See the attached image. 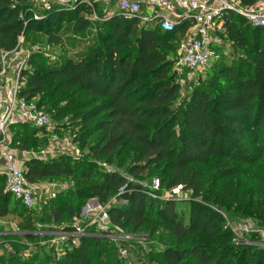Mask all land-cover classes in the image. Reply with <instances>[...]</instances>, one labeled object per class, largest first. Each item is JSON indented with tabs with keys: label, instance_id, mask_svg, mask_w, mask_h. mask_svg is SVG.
<instances>
[{
	"label": "trees",
	"instance_id": "trees-1",
	"mask_svg": "<svg viewBox=\"0 0 264 264\" xmlns=\"http://www.w3.org/2000/svg\"><path fill=\"white\" fill-rule=\"evenodd\" d=\"M241 1L255 4L258 0ZM94 6L104 17L103 6ZM92 10L83 0L71 9L50 12L31 0H0V58L16 49L21 36L44 37L45 49L54 50L63 44L65 29L76 35L87 31ZM35 15L44 18L37 20ZM227 20L225 44L230 43L240 58L229 64L221 52L214 66L221 68L200 77L178 107L174 106L181 85L173 71V57L182 29L164 32L160 26L140 27L137 20L116 13L96 23L97 41L79 58H53L45 49L29 57L31 69L22 75L20 97L37 100L53 121L70 116L77 127L75 142L93 159H104L116 169L99 175L95 163L73 161L65 154L49 162L28 161L26 176L32 184L79 180L74 189L62 190L47 203L48 221L75 220L89 201L105 205L116 196L125 203L108 210L112 227L144 233L150 239L165 229L179 244L192 239L190 247L168 246L155 253L156 264H264V248L236 244L233 233L224 229L222 215L207 203L211 159L225 163V169L213 173L216 182L239 176L245 167L264 160V30L233 14ZM13 130L15 138L25 140L11 142L20 151L49 146L44 133L30 125H12L10 133ZM151 173L160 180L158 198L126 177L145 180ZM257 176L261 201L257 204L250 197L245 211L263 224L264 165ZM178 187L194 198L188 218L176 200L160 199ZM253 190L243 192L252 196ZM240 197L236 185L228 183L215 204L232 208L242 204ZM11 208L34 213L6 191V177L0 174V218H7ZM22 232V238H38L33 222ZM89 234L80 237L78 245L69 241L61 256L48 254L41 259L11 253L1 257L0 264H113L111 256L103 259L101 239Z\"/></svg>",
	"mask_w": 264,
	"mask_h": 264
},
{
	"label": "built area",
	"instance_id": "built-area-1",
	"mask_svg": "<svg viewBox=\"0 0 264 264\" xmlns=\"http://www.w3.org/2000/svg\"><path fill=\"white\" fill-rule=\"evenodd\" d=\"M40 2L39 8L50 12L55 8L60 10L71 9L77 0H33ZM93 8L88 19L91 22H105L118 13L125 19L137 20L140 27L160 26L164 32H173L182 29L183 34L179 42L177 57L174 59L175 70L201 73L217 61L227 38V17L236 15L244 19L253 28L264 29V1L255 4H245L239 0H83ZM103 6L104 17L100 18L95 6ZM23 18V16H21ZM37 20L44 17L35 15ZM23 36L18 46L12 52L1 54L0 60V174L6 177V191L22 203L30 211H40L47 203L55 199L59 192L65 189L60 183L32 184L27 176L26 163L31 159L44 161L43 156L64 155L67 149L73 147L76 135L69 139L62 138L60 129L56 127L52 118L38 107L37 100H27L20 97L24 86L23 78L19 75L16 80L7 77L10 69L20 66L18 62ZM50 48L45 49L48 51ZM15 58V59H13ZM22 70V69H21ZM20 70V71H21ZM30 125L49 140L47 150L43 156L35 153L20 151L11 146L10 127L12 125ZM182 187L171 191L180 194ZM97 208L88 207L84 216H89V227H96L103 232H110L117 240H132L133 235L125 234L119 228H109V215L98 203ZM72 231L57 230L47 232L54 244H79V238L86 235L79 224L72 226ZM88 229V228H87ZM253 233L247 224L237 225L233 229L234 241L244 243V236ZM259 233H257L258 235ZM264 236V231L261 232ZM245 243H249L246 240ZM64 248L60 249L58 256L63 255Z\"/></svg>",
	"mask_w": 264,
	"mask_h": 264
},
{
	"label": "rangeland",
	"instance_id": "rangeland-1",
	"mask_svg": "<svg viewBox=\"0 0 264 264\" xmlns=\"http://www.w3.org/2000/svg\"><path fill=\"white\" fill-rule=\"evenodd\" d=\"M33 1V0H31ZM241 1V0H239ZM264 1V0H258L257 2ZM256 2V3H257ZM36 6H40V2L36 3ZM97 22L92 23L90 27L87 29V31L83 34L76 35L74 32H70L71 30H64V34L62 36L63 44L60 45L57 48H54V50L49 49L47 52L49 55H51L53 58H57L59 56H65V57H71V58H79L80 56L88 53L91 48L94 46V44L97 41L98 38V32H97ZM262 29V28H260ZM264 30V29H263ZM47 39L39 36H33L31 38L23 37L22 45L20 48V54L19 56H22V59H19L18 62L20 63V66L14 67L10 69L9 73L7 74L8 79L10 80H16L17 77L24 74L25 71L30 70V66L28 64V59L31 57L34 53H40L41 51H44L46 46ZM223 54H226L229 58L228 61L229 64H232L233 61H236L240 58V53L234 52V49L230 47V43H226L222 48ZM244 53V52H243ZM225 55V56H226ZM245 55V54H244ZM176 55L173 57V59H176ZM15 59V58H13ZM220 59V58H219ZM217 60L213 62L208 69L201 73H192L188 71H184L183 73H179L175 70V66H173V71L175 74L176 79L180 82L181 85V96L179 100L175 103L174 107H178V103L181 102L184 97L190 93L191 88L198 83V80L200 77L206 78L207 74L208 76L212 75L213 71H217V69L221 68V65L218 67H214L215 63H217L220 60ZM1 60V59H0ZM22 69V70H21ZM21 70V71H20ZM0 85H4L2 80L0 81ZM54 124L58 125V129H60L61 137L62 138H70L74 135V132L77 131V127L72 125V120L70 116H66L65 118L58 119L53 121ZM16 134V131L13 130L10 133V141L14 142L15 144L24 143L25 140L23 137L18 136L17 138L14 137ZM73 147L70 149H67L65 151V155L69 158H71L73 161H82L87 159L88 162H93L97 166L98 174L101 175L104 172H111L115 171L116 169L111 166L108 162H106L104 159H93L89 155V151L83 149L79 146L78 143L74 142ZM32 153H35L38 155V157L43 156V152L47 150V147L43 146L39 149L31 148ZM59 156H56L57 158ZM43 159L45 162L52 161L53 159L50 156H43ZM225 163H219L218 160H210V163L208 166L211 167L213 173L216 172V169L219 168L225 169ZM262 165H264V160H261L254 166H248L245 167V170L243 173L242 168L240 169L239 176L228 178L224 181L216 182L215 176L211 171H209V180L207 184V195L210 198L209 202H207L209 205L215 207L219 211V213L222 215L224 220V229H228L233 233V229L237 225L241 224H247L248 226H251L253 229V233L246 234L244 236V243L238 244L236 241V244L238 245H251L256 246L259 248H264V236L261 234L262 231H264V223L261 224L256 220V215L246 213L247 208V200L251 197L255 200V202L258 204L261 199L258 196V190L257 186H259V178H257V174L260 172ZM157 174V173H156ZM156 174H148V176L145 178V180L134 179L130 176L128 177L131 181H134L136 183H139L144 189H147L149 193L154 198H158V193L160 190V180ZM77 180H70L67 179L63 182H57L62 185H64L65 189L69 188L72 189L73 186H77L78 183ZM51 182V183H55ZM232 183L236 185L238 188V191H240V200L241 205H234L232 208L230 206L228 208H221L218 206V204H215V200L219 197L220 191L225 187L226 184ZM74 189V188H73ZM245 189H254L252 196H245L244 190ZM180 194H173L172 192L164 193L160 199L165 200V198H170L172 200L177 201L178 208L182 209L184 211L185 216L188 218L189 214V205L192 200H194L193 195L191 192H185L183 189ZM196 200V199H195ZM96 202V203H95ZM90 202L84 206L82 210V214L79 218L75 220H65L61 224H55L48 221V211H45V206L40 211H34V213L31 215L29 213L23 214L20 209H14L11 208V213L7 218H0V258L4 257V255H8L11 253H17L23 256L28 257L29 255L35 254L37 257L43 259L46 258L48 254L50 255H57L58 252H60V249L66 248L67 243H61V244H54L51 240L52 237H49V235H46L47 232H53L55 228H65V227H72L74 224H79L80 229H84L86 234H95V237L101 239L100 243V249L105 251V254L103 255V259L105 260L108 256H111V259L113 260L112 263L119 261L123 264H156V259L153 257L155 253L163 251L168 246H174L181 249H184L185 247H190L192 245V239L183 242L181 244L177 243L176 239L173 237V235L165 230L162 229L155 237L149 238L147 234L144 233H138L133 234L127 232V230H124L123 228H120V231H123L125 234L133 235V239L126 241V240H117L114 238H118L117 236L114 237L110 232L114 231V227L111 226V224H108V227L112 230H109V232H103L99 230L98 228L89 227L87 223H89V216H84L85 209L87 207L90 208H97L96 206L98 203L97 201ZM125 202L118 201L116 196L111 197L110 201L105 204L101 205L102 209H106L107 212L109 209H111L114 205H124ZM32 216L30 219L29 217ZM29 220V221H28ZM188 221V219L186 220ZM28 222H33V225L37 226V237L36 239H25L22 238L24 228L26 227ZM53 228V229H49ZM88 228V229H87ZM258 234L259 239H255V235ZM90 235V234H89ZM234 236V235H233ZM246 240H248L249 243H245Z\"/></svg>",
	"mask_w": 264,
	"mask_h": 264
},
{
	"label": "water",
	"instance_id": "water-1",
	"mask_svg": "<svg viewBox=\"0 0 264 264\" xmlns=\"http://www.w3.org/2000/svg\"><path fill=\"white\" fill-rule=\"evenodd\" d=\"M92 201H97V203H98V200H96V199H95V200H91L90 202H92ZM87 209H88V207H87L85 210L87 211ZM86 211H85V212H86Z\"/></svg>",
	"mask_w": 264,
	"mask_h": 264
},
{
	"label": "bare ground",
	"instance_id": "bare-ground-1",
	"mask_svg": "<svg viewBox=\"0 0 264 264\" xmlns=\"http://www.w3.org/2000/svg\"><path fill=\"white\" fill-rule=\"evenodd\" d=\"M92 202H95V201H92ZM96 203V202H95Z\"/></svg>",
	"mask_w": 264,
	"mask_h": 264
},
{
	"label": "crops",
	"instance_id": "crops-1",
	"mask_svg": "<svg viewBox=\"0 0 264 264\" xmlns=\"http://www.w3.org/2000/svg\"><path fill=\"white\" fill-rule=\"evenodd\" d=\"M0 86H2V85H0Z\"/></svg>",
	"mask_w": 264,
	"mask_h": 264
}]
</instances>
